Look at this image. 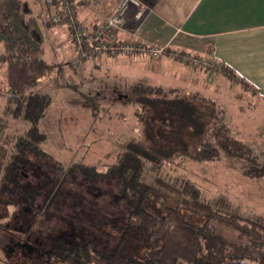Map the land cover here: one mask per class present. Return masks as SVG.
I'll return each instance as SVG.
<instances>
[{
	"label": "rangeland",
	"instance_id": "obj_1",
	"mask_svg": "<svg viewBox=\"0 0 264 264\" xmlns=\"http://www.w3.org/2000/svg\"><path fill=\"white\" fill-rule=\"evenodd\" d=\"M41 1L20 0L12 5L11 10H7L4 5L0 7V23L8 22L14 28L13 39L0 34V40H4L0 45V53L8 55L14 52L18 58L19 54L22 57H42L52 66L31 88L51 95L50 105L38 123L46 135L40 142L45 155L33 156L25 163L35 165L34 170L21 172L30 173L32 182H39L41 179H36L33 174L45 171L47 167L51 169L52 175L57 173L58 178L64 177L63 186L66 188L82 189V202L88 207L91 218L84 223L85 226L89 224V230H85L89 232L86 238H94L92 235L98 233L97 228H94L97 226L95 217L102 216L103 210H109L107 216H110L111 225L107 223L101 227L102 236L99 234V238L96 237L98 247L108 251L114 248L124 231L123 226L115 225L114 220L119 215L112 210L120 207L119 189L113 179L94 177L86 180L74 163L96 164L97 170L103 171L107 164L116 159L124 145L136 148L144 156V150L151 140L145 138L143 124L133 113L135 105L126 101L128 84L142 80L175 85L177 81L163 75L161 69L153 68V61L160 57L151 58L145 54H120L110 56L113 58L101 57L96 63L87 61L80 67L72 65L69 61L73 52L70 55L67 51L69 38L58 31L63 23H53L51 15L54 11L48 10ZM6 13L8 15L4 17ZM133 21V24L127 21L126 30L137 24L136 19ZM18 36L31 46L30 54L24 53V47L18 43ZM175 48L202 56L181 47ZM16 63L19 65L0 60V122L5 126L0 138V161L2 154L9 156L15 150V137L24 134L29 128L27 120L4 112L6 95L14 88L11 85L27 78L26 86L30 80V76L25 73L26 67L20 66L21 61ZM218 67L219 71L223 70L221 64ZM15 86L20 88L23 84ZM181 87L190 89L183 85ZM201 89L210 93L214 91L215 84L204 85ZM239 90L242 91L239 85L231 84L227 85L223 93L213 95L224 109L230 134L242 140L257 161L254 173L245 171L248 163L224 155L216 159L195 160L183 153L173 154L156 166H152L151 158L147 155L149 159L145 160L144 180L162 189L158 190L160 194L155 196L156 201H166L164 190H174V185L182 178L195 182L202 196L208 200L223 197L228 201V205L220 207L207 222L211 238L202 253L214 263L235 258L256 261L261 240L245 217H261L264 224V172L255 173L264 152V100L247 94L237 97L235 93ZM93 99L97 108L94 113ZM161 122L162 119H150V125H153L148 132L155 140L154 146L164 143L162 134L166 122ZM13 161L10 167H5V162L0 165V187L12 185L10 181L14 173L10 171L18 159ZM22 173L21 176H24ZM25 179L28 178H20L26 182ZM23 187L20 189H25L22 196L25 200L30 189ZM99 190L101 194L98 197ZM38 200H42L41 195ZM55 207L54 204L52 208ZM35 208L28 209L16 202L7 208L0 204V264H66L56 251L55 244L62 234L68 233L65 219L62 221L54 212ZM182 214L191 221H205L203 217L187 210H183ZM35 240L38 243H33ZM132 245L129 241L125 242L122 250L135 257H142L140 255L148 250V245Z\"/></svg>",
	"mask_w": 264,
	"mask_h": 264
},
{
	"label": "trees",
	"instance_id": "obj_2",
	"mask_svg": "<svg viewBox=\"0 0 264 264\" xmlns=\"http://www.w3.org/2000/svg\"><path fill=\"white\" fill-rule=\"evenodd\" d=\"M141 1L149 8L156 0ZM45 6L48 10L61 12L59 0H45ZM129 14L133 16L132 7ZM7 15L4 14V17ZM0 30L9 36L14 32L13 26L8 22L0 23ZM13 53L8 55L0 53V60H11L16 57ZM27 60L32 78L26 86L12 89L6 95L4 112L27 120L29 128L24 134L15 137L16 148L9 156L2 154L0 165L5 162V167H10L15 158L18 161L10 171L14 173L10 181L12 185L0 187V204L7 208L9 204L16 202L19 205L24 204L28 209L33 206L38 209V203H42L44 210L54 212L56 217H60V215L67 216L66 212L70 214L71 208L67 204L72 202L75 204V212H72L73 221L81 224L83 221L79 217L76 218L75 214L82 216L84 212L88 219H91L88 215V207L82 202L84 197L82 189L66 188L63 186L64 177L58 178L57 173L52 175L51 169L47 167L45 171L40 170L36 173L40 174L38 177L33 174L36 179H41L39 182H32L29 172V174L21 172L26 169L33 171L35 165L25 162L33 156L45 155L40 142L46 135L38 123L51 102V95L48 92L31 88L36 86L38 79L52 66L40 57H28ZM222 68L225 74L235 77V73L228 66L222 65ZM126 94V101L135 105L133 113L143 124L145 138L151 140L146 151L144 150V156L136 148L124 145L116 159L107 164L103 171H98L96 164L74 163L86 180L101 177L115 181L121 203L119 208L112 210L119 215L114 223L116 226L124 227L123 235L119 240L117 239L113 249L103 251L97 243L103 229L92 235L94 238H86L89 232L77 235V233L70 234L67 230L68 233L62 234L60 240L55 242L56 251L62 260L66 264H264V224L261 217H245L250 222V228L256 231L261 240L256 261L235 258L214 263L202 253L211 238L207 222L217 214L220 207L227 206L228 201L223 197L208 200L202 196L195 182L183 178L174 185V190H164L163 197L166 196V201H156L155 196L160 194L159 191L162 189L144 180L146 158L150 157L152 166H156L170 155L181 153L195 160L216 159L221 155L234 157L248 163L245 171L254 173L257 161L252 156L250 148L242 140L230 134L221 105L215 99L197 91L187 93L181 88L142 80L128 84ZM92 109L93 113L97 109L95 99L92 101ZM151 118L162 119V124L166 122L163 127L165 132L162 134L163 144L154 146L155 140L148 132L149 127L153 125V123L150 125ZM4 127L0 122V138ZM5 157H8V160H5ZM20 172L24 176H21ZM258 172H264V152L261 164L255 173ZM20 178L28 179H25V182ZM23 186L30 189L25 200L22 198L25 189H20ZM18 189H20L19 193H17ZM71 193L73 195H69ZM40 195L42 200H38ZM52 204L56 205L55 209L49 207ZM60 207L61 209H58ZM183 210L199 215L205 221L202 223L191 221L182 214ZM107 211L109 210H103L102 216L97 215L94 219L95 222L99 220L101 227L110 223ZM128 241L133 244L132 246L148 245V250L140 255L142 257H135L122 250V246Z\"/></svg>",
	"mask_w": 264,
	"mask_h": 264
},
{
	"label": "crops",
	"instance_id": "obj_3",
	"mask_svg": "<svg viewBox=\"0 0 264 264\" xmlns=\"http://www.w3.org/2000/svg\"><path fill=\"white\" fill-rule=\"evenodd\" d=\"M116 1L74 0L75 14L82 26L93 27L102 15L113 9ZM17 2L20 0H0V7L4 5L7 10H11L12 5ZM41 3L45 5V0ZM127 17L128 23L133 24L134 17L129 12ZM60 25L58 31L62 36L69 38L67 51L70 55L73 52L69 61L71 62L74 48L70 30L67 23ZM0 34L14 38V32L9 36L0 30ZM138 36L145 42L158 39L172 46L199 53L217 64L228 66L235 73V77L228 76L223 71L211 73L209 70L191 68L163 56L153 61V68L161 69L163 75L175 78L177 83L165 85L158 82L159 84L181 88L187 93L197 91L215 100L213 93H223L227 85H239L242 91H237L235 96L243 97L247 94L264 100V0H156L147 10ZM3 41L0 40V45ZM19 42L24 47V53L30 54L31 46L23 37L18 36ZM101 57L90 61L96 63ZM27 59L28 57L19 54V58L13 57L4 62L19 65L16 62L21 61L20 66L26 67L25 73L31 80L32 72ZM26 83L27 78L12 84L11 87L15 89V85L24 86ZM180 84L190 89L186 90ZM214 84L215 89L210 93L201 89L204 85Z\"/></svg>",
	"mask_w": 264,
	"mask_h": 264
},
{
	"label": "built area",
	"instance_id": "obj_4",
	"mask_svg": "<svg viewBox=\"0 0 264 264\" xmlns=\"http://www.w3.org/2000/svg\"><path fill=\"white\" fill-rule=\"evenodd\" d=\"M61 12L51 15L53 23H67L71 32L74 57L71 64L77 67L103 55H132L145 54L151 58L166 56L177 60L180 64L191 68H203L211 73L219 71L220 64L209 58L197 56L176 49L169 43L154 39L145 42L139 38L148 7L141 0H117L113 9L101 16L93 27L82 26L75 14L74 0H59ZM133 8V17L137 24L126 30L127 13Z\"/></svg>",
	"mask_w": 264,
	"mask_h": 264
},
{
	"label": "flooded vegetation",
	"instance_id": "obj_5",
	"mask_svg": "<svg viewBox=\"0 0 264 264\" xmlns=\"http://www.w3.org/2000/svg\"><path fill=\"white\" fill-rule=\"evenodd\" d=\"M26 175V174H25ZM37 177L39 176L38 174H35ZM99 194H101V191L99 190V192H98V195ZM69 195H73L72 193L71 194H69ZM100 196V195H99ZM81 205V204H80ZM54 206V204H52V205H50L49 207L52 209V207ZM67 206L68 207H70L71 209H70V214H69V212H66V214H68L67 216H61L60 215V218L62 219V220H64L65 219V225H66V227L68 228V229H66V230H68L69 231V233L70 234H73V233H77V235L78 234H81V233H84V234H86V232H85V230L86 229H88L89 227H88V225L87 226H85V224L83 223L84 221H88L89 219H88V216H86L85 214H84V212H83V214H82V216H80V215H76L75 214V217L77 218V217H79V218H81V220L83 221L81 224H76L74 221H73V218H74V214H72V212H75V204L74 203H69V204H67ZM38 207H39V209H43V204L42 203H38ZM58 209H61V207L60 208H58ZM82 212V211H81ZM69 215H70V217L71 218H69ZM64 218V219H63ZM86 221V222H87ZM95 222V221H94ZM96 225H97V231H98V233L100 232V229H101V223L99 222V220H97L96 222ZM85 229V230H84ZM89 230V229H88ZM91 231V230H90ZM35 242L37 243L38 242V240H35Z\"/></svg>",
	"mask_w": 264,
	"mask_h": 264
},
{
	"label": "water",
	"instance_id": "obj_6",
	"mask_svg": "<svg viewBox=\"0 0 264 264\" xmlns=\"http://www.w3.org/2000/svg\"><path fill=\"white\" fill-rule=\"evenodd\" d=\"M127 96V94H125V97Z\"/></svg>",
	"mask_w": 264,
	"mask_h": 264
}]
</instances>
